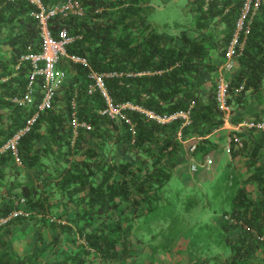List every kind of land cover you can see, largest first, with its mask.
<instances>
[{
  "label": "trees",
  "instance_id": "1",
  "mask_svg": "<svg viewBox=\"0 0 264 264\" xmlns=\"http://www.w3.org/2000/svg\"><path fill=\"white\" fill-rule=\"evenodd\" d=\"M79 1L82 15L51 20L53 34L63 26L69 35L79 37L67 52L86 57L96 71L123 72L105 79L116 102L170 113L193 101L190 123L181 126L176 120L160 125L130 111L132 134L128 123L97 113L102 99L98 93L86 92L88 68L62 59L59 67L67 77L52 109L41 112L19 142L28 180L19 182L17 202L7 203L0 215L18 207L29 215L0 227V264H143L145 246L147 264L158 263L157 256L171 260L182 254H189L190 264H264V243L258 239L264 236V130L237 131L242 144L231 146L226 160H220L219 154L224 142L210 136L223 123L215 89L243 0H186L182 7L186 24H177L175 32L148 19L154 5L168 0ZM29 11L24 0H0V25L10 24L12 32L5 41L11 55L0 57V143L40 100L39 87L34 85L33 103L21 107L10 101L23 92L27 75V64L16 77L12 66L28 44L39 49L38 30ZM234 61L224 74L230 84L231 122L264 120V0ZM240 84L243 89L237 92ZM74 94L77 117L90 129L79 128L73 138L69 102ZM185 140L196 144L190 154ZM212 153L222 170L214 178L211 198L194 184L196 191L186 192L185 185L175 196L163 198L188 156L201 162ZM9 157L4 154L0 160L8 162ZM215 171L199 167L194 172L204 184ZM198 190L207 197L202 209L217 201L214 212L219 218L203 221L192 216ZM18 224H26L27 229L39 225L27 252L15 250L10 236Z\"/></svg>",
  "mask_w": 264,
  "mask_h": 264
},
{
  "label": "built area",
  "instance_id": "2",
  "mask_svg": "<svg viewBox=\"0 0 264 264\" xmlns=\"http://www.w3.org/2000/svg\"><path fill=\"white\" fill-rule=\"evenodd\" d=\"M12 2L15 0H4ZM29 6V15L35 20L38 30L39 49L34 50L32 44H28L25 50L13 65L12 76H17L18 71L27 64L26 84L24 90L19 95L10 97V101L18 106L25 107L34 101V85L39 87L40 100L36 104L32 113L24 117L22 124L16 128L12 134L0 143V157L4 154H10L12 159L20 163L19 142L21 138L30 131L41 112L52 109L53 101L58 91L64 84L67 74L64 69L59 67L62 59L74 64H80L87 67L86 92L89 95L98 93L102 99V105L97 109L101 116L112 120L124 121L129 124V130L134 134V123L128 117V112H137L146 120L154 121L157 124L164 125L176 120L181 121V126L190 123V111L194 105L191 101L186 108L170 113H158L146 109L139 104L130 101L116 102L110 96L106 86L107 77H120L123 72H100L90 67L86 57L69 53L66 48L76 38L77 35H69L65 27H59L55 34L51 31V20L54 17H67L69 15L80 16L83 14V7L79 0H60L58 2L46 4L44 0H24ZM262 0H243L239 7L238 15L235 19L234 29L230 39L225 47L223 63L219 68L218 81L215 89V100L217 109L222 113L223 122L229 123L232 127L231 132L226 137V152L229 153L231 146L240 147L241 140L236 133L243 127L259 128L264 130V120H242L237 124L231 122V107L228 104V93L230 84L225 78V72L230 71L235 64V58L241 54L245 44V39L250 32V26L253 17L259 9ZM130 76L131 73H126ZM6 76L3 81L7 80ZM243 84L236 87L240 92ZM70 127L73 138L77 135L79 128L90 129V125L85 120H79L77 117L76 94L70 99ZM180 139V132L177 133ZM185 144L186 141H182ZM196 148L195 143H190L188 153H192ZM212 165V158L206 155L201 162L189 157V169L194 172L199 167L209 170ZM19 203L23 204L24 199L20 198ZM29 213L23 208L11 209L6 214L0 215V227L9 223L17 217H27ZM224 219H229L233 223H242L238 219L224 215ZM243 225V224H242ZM258 239L264 243V236H258Z\"/></svg>",
  "mask_w": 264,
  "mask_h": 264
},
{
  "label": "rangeland",
  "instance_id": "3",
  "mask_svg": "<svg viewBox=\"0 0 264 264\" xmlns=\"http://www.w3.org/2000/svg\"><path fill=\"white\" fill-rule=\"evenodd\" d=\"M186 0H168L165 4L160 5V6H156L154 5L153 8L151 9V11L148 13V19L154 23L157 24L159 26H165L167 30H169L170 32H175L177 30H175L174 27H176L177 24H186V18H184L183 12H182V7L185 4ZM0 54L2 56H6L5 51L2 49V47H0ZM221 155L220 160H225L227 159V153L225 152H221L219 153ZM214 168L215 174L214 177L211 179V181H205L204 184H202V182L200 181V179H198L199 175L196 172H192L189 169V163L187 161L183 162L182 165L176 169V172L174 174V176L172 177L171 181L168 183V185L166 186L164 192H163V198H170L176 195V192H178L182 187H185L186 185V192H189L190 189L192 190H197V189H193V187H191L192 184L196 185L199 189H201L204 194H209L207 197L211 198V196L213 195V190H212V184L213 181L215 180L214 178H216L220 173L222 168H220V165L214 167V165L212 166ZM178 177L181 179L179 180ZM205 179L207 178V176L204 177ZM182 182H184L185 184H181ZM212 190V192H211ZM199 191V190H198ZM211 192V193H210ZM197 193V192H196ZM203 193L201 191H199L197 193L198 197H197V201L198 204L192 209V216L195 218H199V220H203V221H210L213 220L214 218H219L221 215H216L219 214L217 211V213L214 212L215 209H217V201L214 200V203L212 204V207H204V209L201 208V205L205 204L204 201H206L207 197L202 198ZM202 195V196H200ZM215 199V198H214ZM217 216V217H216ZM233 233V232H232ZM234 235V234H232ZM214 250L217 251V245L214 244L213 245ZM145 258L146 259L144 262L141 260V263L143 264H147L148 262V258H147V254L146 252H149V247L145 246ZM143 249V250H144ZM183 255H177L174 259H168L166 257V259L161 256H157L158 258L156 259L158 261V263L156 264H186L189 254H184ZM179 259V263L177 262ZM142 259V258H140Z\"/></svg>",
  "mask_w": 264,
  "mask_h": 264
},
{
  "label": "crops",
  "instance_id": "4",
  "mask_svg": "<svg viewBox=\"0 0 264 264\" xmlns=\"http://www.w3.org/2000/svg\"><path fill=\"white\" fill-rule=\"evenodd\" d=\"M11 31H10V24L7 25H0V47H2V49L5 51L6 56H2L0 54V57L2 58H7L11 55V49L8 43H6V39L11 35ZM13 68V66H12ZM16 77V76H13ZM6 76H4L2 78L5 79ZM6 81V80H5ZM231 125L229 123L223 122L222 125L220 126V128L216 131H214L210 136L212 139H214L215 141L217 140H221V142L223 144V148H222V152H226V137L227 135L231 132ZM223 138V139H221ZM185 148H188V145L191 143L190 141L185 140ZM194 143V142H193ZM227 153V152H226ZM212 158V165L211 167L214 165L215 167L218 164V162H216L214 154L212 153V155H208ZM193 159H195L196 161L199 162V160L192 155L191 156ZM228 153H227V158H228ZM188 160H189V156H188ZM187 160V162L189 163V161ZM225 160V158H224ZM213 168V167H212ZM211 169V168H210ZM28 180L27 178V173L25 172L24 168L22 167V163H17L15 162L12 158L9 157L8 162L5 160H0V211L2 209L5 208L7 203L10 202H17V197H15L14 195H17L18 192V184L21 181H25ZM38 224H34L33 227H30V229L28 226H26V224H18L16 226V228L13 230V232L11 233V237L13 239V244H14V248L15 250H17L18 252H27L29 251V249L33 246L34 242H35V237L31 238L32 235L34 234V231L37 230L38 228ZM29 230V231H28ZM183 256H185L184 254H182ZM176 260H178L177 262L179 263V259L177 258ZM192 261V258L189 256L187 263L186 264H190ZM133 264V263H132Z\"/></svg>",
  "mask_w": 264,
  "mask_h": 264
}]
</instances>
